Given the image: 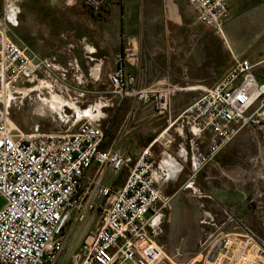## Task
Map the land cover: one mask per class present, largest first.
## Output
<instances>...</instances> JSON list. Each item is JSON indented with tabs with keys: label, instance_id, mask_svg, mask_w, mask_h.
<instances>
[{
	"label": "built area",
	"instance_id": "obj_1",
	"mask_svg": "<svg viewBox=\"0 0 264 264\" xmlns=\"http://www.w3.org/2000/svg\"><path fill=\"white\" fill-rule=\"evenodd\" d=\"M3 0L0 15V98L30 90L42 73L56 67L30 51L18 37L21 4ZM197 20L218 34L230 20V0H187ZM105 0H85L95 14ZM140 64L137 44L127 46L113 60L108 74L111 94L133 98L151 106L155 114L170 113L177 89L159 84L138 88L130 68ZM255 66L235 58L232 67L211 88L187 106L185 120L197 140L211 134L204 153L196 152L193 174L207 170L220 152L243 130L264 132V83ZM80 98L84 94L79 95ZM75 107L79 104L75 99ZM102 116L84 115L78 129L66 133L24 134L15 131L7 115L0 117V264H167L170 259L156 238L168 217L166 198L155 176L159 164L153 146L159 140L172 144L163 132L137 153L111 147L103 149L106 130ZM95 166L94 174L86 173ZM127 171L124 184L105 183ZM206 197V196H204ZM228 219L202 242L198 255L187 264H264V245L249 231L238 244V232H226ZM80 239L69 245V236ZM199 257H201L199 259ZM171 263V262H170ZM172 264V263H171Z\"/></svg>",
	"mask_w": 264,
	"mask_h": 264
},
{
	"label": "crops",
	"instance_id": "obj_2",
	"mask_svg": "<svg viewBox=\"0 0 264 264\" xmlns=\"http://www.w3.org/2000/svg\"><path fill=\"white\" fill-rule=\"evenodd\" d=\"M39 1L27 0L21 4L20 26L16 33L30 51L41 59L50 60L56 67L58 75H60L59 71L65 73L66 68H70L73 81L100 84L101 81L107 80L117 54L134 43L139 47L140 64L137 68H130L129 71L135 77L136 86L146 88L165 84L177 88V92L170 101L169 114L145 115L143 111L147 105L133 98L120 100L113 96L111 91L106 94L93 85L88 91L89 96L84 94L83 103H90L82 111V117L84 115L103 117L102 124L106 130L103 149L115 147L135 154L166 132L165 135L173 139L172 144H165L164 141L159 140L153 146V154L159 164L155 172L158 186L166 198L171 199L170 209L173 204L178 205L177 201L182 202L181 196L185 193L188 201L196 203L197 209L204 212L205 205L202 199L208 194L202 185L197 183V180L203 176L201 174L203 171L196 176L193 174L198 166L196 152L204 153L208 149L211 134H207L202 140H197L194 149L188 123L177 118L187 106L202 95V90L213 87L225 75L232 67L234 60L230 65L227 61L222 64L216 63V60L212 58L208 60L204 56L200 46L195 45L187 49L183 45L172 44V41L167 38L168 31L158 32V28L168 25V21H171L173 26L176 25V29L180 28L182 8L185 7L187 0L177 2L175 0L176 3L173 1L172 4L168 0H163V3H157L156 10L137 18L138 24L133 23L128 14L119 12L115 0H106L104 5L108 4V6L107 8L104 6L100 14L90 11L84 5L85 0H73V2L46 0L40 16L38 12L40 6L37 5ZM27 11L30 14L29 17H26ZM228 21L223 29L228 27ZM226 46L230 47L227 43ZM222 50L226 55L223 44ZM232 56L234 59L233 52ZM253 65L256 69L260 62ZM256 77L259 81L261 80L258 75ZM261 81L264 83V79ZM109 86L111 88L110 83ZM25 92L20 91L24 94ZM90 98L94 101L91 102ZM115 102H117L116 108H114ZM136 102L139 108L135 111L132 105ZM110 109H114V116L108 121ZM120 114H124L121 121ZM131 119H137L135 124L130 123ZM234 142L220 152L208 169L216 167L224 173L223 157L232 150ZM94 171L95 166L86 175L90 177ZM121 174H127V172L124 171ZM126 176L108 177L105 183L120 188ZM241 176L244 178L245 174L228 178L235 179ZM232 187L233 185L228 186L231 192L226 196L215 192L214 194L217 196V206L224 212H231L235 224L241 230L239 233L243 232L237 234L239 244L244 232L249 230L246 228V223L251 225L247 221L249 218L247 212L251 209L250 204H247L250 193L244 190L239 191L237 188L232 189ZM233 212L238 216L234 217ZM229 230L228 228L226 231ZM176 232L174 229L166 232L162 223L156 240L164 247L169 259L171 256L187 264L198 255V250L196 251L194 247L192 230L187 233L185 229L183 233L177 232V235ZM210 235L206 236L205 231H201L197 240L204 242Z\"/></svg>",
	"mask_w": 264,
	"mask_h": 264
},
{
	"label": "rangeland",
	"instance_id": "obj_3",
	"mask_svg": "<svg viewBox=\"0 0 264 264\" xmlns=\"http://www.w3.org/2000/svg\"><path fill=\"white\" fill-rule=\"evenodd\" d=\"M44 1L46 0H40L37 4L40 6L38 8L39 16L41 11L44 10ZM69 1L73 2V0H65V2ZM168 1L172 4L173 1L176 3L178 0L176 2L175 0ZM115 3L119 12L128 14L131 16L132 22L138 24V19L143 14L147 15L150 11L156 10L157 3H163V0H115ZM230 5L231 18L228 21V27L223 29L222 34H218L211 28L200 24L188 1L185 7L182 8L183 10L181 9L183 11L181 16H183L180 20V28L176 29V25L173 26V23L171 24V21H168V25L163 28L159 27L158 32L168 31L167 38L172 41V44L183 45L187 49L195 45L200 46L208 60L212 58L219 64L227 61L230 65L235 58L248 59L253 64L260 62V65L255 69V73L262 80L264 79V0H230ZM104 6L107 8L108 4ZM2 11L3 0H0V15ZM29 16L30 14L27 11L26 17ZM226 43L230 45L229 48ZM222 44L227 52L226 55H224V49L222 50ZM232 52L235 55L234 59ZM225 56H227L226 59ZM58 73L60 75L57 74V70L49 75L42 73L39 81L29 84L30 90H21V92L26 91L25 94L2 96L0 98V117L7 115L15 131L19 130L26 135L34 133H74L79 127L82 111L90 103L85 102L84 104V98H80L79 95L86 94L89 96L88 91L93 85H95V88L101 89L102 92H106V94L112 89L109 86L108 78L104 82L101 81L100 84H92L73 81L70 68H66L65 73L63 71ZM75 99L79 101L77 108L72 105L76 102ZM90 99L91 102L94 101L93 98ZM115 103L114 108L117 105V102ZM141 105L143 106V104ZM132 107L133 110H138V102L133 104ZM110 110L108 111V121L114 116V109ZM152 110L151 106H147V108L144 107L143 113L145 115L155 114ZM123 115L120 114V121ZM136 120L131 119L130 123L135 124ZM234 141H232L234 142L232 150L223 157V160H225V164L222 166L224 173L213 167L204 170L201 173L203 176L200 177V180H197V183L202 185V188L208 194L202 199L205 211L197 209L196 203L189 202L184 193L181 196L182 202L177 201L178 205H176L178 207L172 205L168 217L163 223L166 232L174 229V231L183 233L186 229L188 233L192 230L194 247L198 252L203 241L197 240L201 231H205L206 236L213 234L228 219L226 212L217 206V196L214 192L226 196L231 192V188H228L229 185H233L232 189L237 188L239 191L244 190L250 193L247 204H250L251 209L247 212V215H249L247 221L251 225L246 223V228L255 234L264 245V132L256 133L252 130H243ZM237 174H245V176L244 178L241 176L240 178L230 179ZM126 175L120 174V177ZM216 187H219V189H216ZM3 204L4 202L1 201L0 206H3ZM235 216L238 215L235 214ZM228 228L230 230L226 232L239 233L241 231L235 222L231 223ZM69 237V245L74 244L76 246L79 244L80 239L78 237L74 238L73 235ZM66 262L67 255L65 254L61 264H66ZM170 262L172 264H184L182 260L173 259L171 256ZM170 262L168 261L167 264H171Z\"/></svg>",
	"mask_w": 264,
	"mask_h": 264
},
{
	"label": "bare ground",
	"instance_id": "obj_4",
	"mask_svg": "<svg viewBox=\"0 0 264 264\" xmlns=\"http://www.w3.org/2000/svg\"><path fill=\"white\" fill-rule=\"evenodd\" d=\"M20 91H21V90H19V89L17 90L18 93H20ZM53 99H54V98H53ZM45 105H46V104H45Z\"/></svg>",
	"mask_w": 264,
	"mask_h": 264
},
{
	"label": "trees",
	"instance_id": "obj_5",
	"mask_svg": "<svg viewBox=\"0 0 264 264\" xmlns=\"http://www.w3.org/2000/svg\"><path fill=\"white\" fill-rule=\"evenodd\" d=\"M90 10V9H89ZM90 11H92V10H90ZM93 12V11H92ZM94 13V12H93Z\"/></svg>",
	"mask_w": 264,
	"mask_h": 264
}]
</instances>
